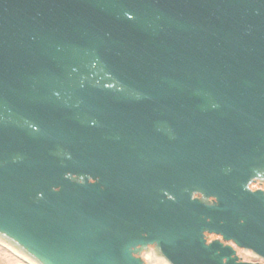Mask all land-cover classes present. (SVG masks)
I'll return each instance as SVG.
<instances>
[{"label":"water","instance_id":"obj_1","mask_svg":"<svg viewBox=\"0 0 264 264\" xmlns=\"http://www.w3.org/2000/svg\"><path fill=\"white\" fill-rule=\"evenodd\" d=\"M258 182L264 0H0L1 245L256 264L205 238L264 259Z\"/></svg>","mask_w":264,"mask_h":264},{"label":"flooded vegetation","instance_id":"obj_2","mask_svg":"<svg viewBox=\"0 0 264 264\" xmlns=\"http://www.w3.org/2000/svg\"><path fill=\"white\" fill-rule=\"evenodd\" d=\"M251 188H252L253 190H258V189H263V190H264V186L260 185L259 182L256 183V184H254ZM136 196H137V195H136ZM205 239L207 240V243H208V244H210V243H212V242H214V241H220V242L223 243L224 245H228V246L233 247L234 250H235L236 253H237V256H238L242 261H244V262H249V261H246V260L244 259V256H242V255L240 254V252H247L248 254L255 256V255L253 254L252 251H245L244 249H240V248H238L233 242H227V241H225L224 238H223L222 236L215 235V234H207V233H206V238H205ZM155 247H156L155 245H154V246H150V250H151V251H154V250H155ZM149 256H151V258H153V259H156L154 256H152V255H150V254H148V253H146V252H143V253H142V258H143V260L146 262V264H148V257H149ZM255 257H256V256H255ZM256 258H258V257H256ZM258 259L261 260V261L263 262L262 264H264V259H261V258H258ZM249 263H250V262H249ZM253 263L261 264V262H259V261H257V262H253Z\"/></svg>","mask_w":264,"mask_h":264},{"label":"rangeland","instance_id":"obj_3","mask_svg":"<svg viewBox=\"0 0 264 264\" xmlns=\"http://www.w3.org/2000/svg\"><path fill=\"white\" fill-rule=\"evenodd\" d=\"M242 256H244V259L249 262H261L258 258H256L253 255L248 254L247 252H240ZM0 264H30L28 261H26L24 258H22L20 255H17L16 253L12 252L7 247L0 244Z\"/></svg>","mask_w":264,"mask_h":264},{"label":"bare ground","instance_id":"obj_4","mask_svg":"<svg viewBox=\"0 0 264 264\" xmlns=\"http://www.w3.org/2000/svg\"><path fill=\"white\" fill-rule=\"evenodd\" d=\"M7 247V246H5ZM8 249H10L12 252L16 253L17 255H20L18 254L16 251H14L12 248H9L7 247ZM21 256V255H20ZM22 258H24L23 256H21ZM25 259V258H24ZM26 260V259H25ZM27 261V260H26ZM148 264H166L165 262L163 261H160V260H157V259H153L151 258V256L148 257Z\"/></svg>","mask_w":264,"mask_h":264}]
</instances>
